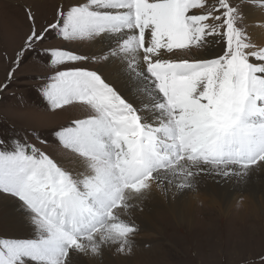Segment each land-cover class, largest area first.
Returning <instances> with one entry per match:
<instances>
[{"label": "snow or ice", "instance_id": "6c2138e0", "mask_svg": "<svg viewBox=\"0 0 264 264\" xmlns=\"http://www.w3.org/2000/svg\"><path fill=\"white\" fill-rule=\"evenodd\" d=\"M246 2L65 0L42 27L26 10L29 33L0 91L35 54L53 70L39 86L49 109L85 115L51 131L72 168L27 134L0 138V197L16 209L0 217V264H98L106 250L129 253L132 212L154 189L180 193L204 176L246 183L264 168V43L245 22Z\"/></svg>", "mask_w": 264, "mask_h": 264}, {"label": "rangeland", "instance_id": "374dc122", "mask_svg": "<svg viewBox=\"0 0 264 264\" xmlns=\"http://www.w3.org/2000/svg\"><path fill=\"white\" fill-rule=\"evenodd\" d=\"M63 2L65 0H0V84L7 82L16 52L29 33L30 25L26 10L31 8L37 17L38 26L42 27L53 19L57 6ZM254 5L259 6L257 0H247L242 7L246 10L247 7ZM245 22L248 24L247 19ZM249 31L252 34L251 28ZM253 38L258 37L253 36ZM47 44L66 46L81 54L89 53L88 50L86 51L89 49L86 45L64 44L52 38ZM199 51L203 54L207 49ZM174 55L190 58L192 53L176 50ZM80 66L95 67L91 63ZM52 71L50 65L45 60L38 59L35 54L22 62L9 86L0 91V138L7 139L16 134L21 136L27 134L30 142L44 148L65 167L72 168L75 166L74 157L57 145L51 136V131L68 125L73 119L83 118L85 111L80 106L78 110H74L76 106L57 111L49 109L47 102L40 95L39 86L47 82V77ZM32 130L39 132L42 139L48 140V144L41 145ZM204 180L203 177L200 180L203 186ZM193 195L194 198L198 197L195 199L198 203L190 210L189 216H192L190 226L181 227L183 221L175 217L171 220L170 216L164 221L166 224L161 235L137 226L136 239L143 243L141 246L156 249V246L164 242L167 247L173 246V249L175 245L177 246L176 256H181L185 252L182 258L178 256L179 259L169 258V264H259V259L264 256V211L259 210L256 204L249 203V206L245 205V207L246 198L242 196L236 198L229 207L222 208L219 202H213L200 187H196ZM4 199L5 197H0V201ZM6 200L8 201V198ZM249 201L252 202L251 199ZM261 204H264V196L261 198ZM158 210L168 213L164 208ZM166 257L165 252H160L154 256V260H162ZM108 264L156 263L150 258L147 261L142 259L131 263L125 261L119 263L109 259Z\"/></svg>", "mask_w": 264, "mask_h": 264}, {"label": "bare ground", "instance_id": "6f19581e", "mask_svg": "<svg viewBox=\"0 0 264 264\" xmlns=\"http://www.w3.org/2000/svg\"><path fill=\"white\" fill-rule=\"evenodd\" d=\"M245 12L248 24H251L250 28L253 30L252 35L258 37L254 38L255 41L257 43H264V29L260 27L261 24H264V9L258 5H254L247 7ZM87 50L88 52L90 51L89 49H86V51ZM74 110H78V106H76ZM263 171L264 168L254 171L251 178L246 183H239L235 180L226 181L220 179L219 177L204 176V186L199 182L198 187H200L203 191L205 190L206 195L208 194L209 198L213 202H219L222 208H226L225 206L229 207L234 203L236 198L238 199L242 196V198H246L244 206H249V203L252 205L256 204L259 210L263 212L264 204H261V198L264 196ZM195 189L196 187L191 190H184L180 193L172 192L168 195H164L158 189H154L149 198L143 201L140 208L135 209L132 212V216L137 226L144 227L147 230H152L158 235H161L166 224L164 221H167V217L169 216L170 219L175 217L182 220L183 223L181 224V227L190 226L192 220V216H189L190 210L194 209L195 205L198 203L195 200L198 197L196 196L194 198L193 195V191H195ZM249 199H251L252 202L249 201ZM1 205L2 208L0 209V217L6 218L16 210L15 201L11 198H8L7 201L5 197L4 200L0 201V206ZM210 205L213 206V204ZM160 208L166 209L168 213L158 210ZM169 225L172 226V224ZM140 229L144 230L143 228ZM10 234L19 237H27L29 235L27 231L13 230H10ZM137 237L138 235L136 234L134 237V246L131 252L118 254L114 249L106 250L102 262L108 264V260L111 259L119 263L123 261L131 263L136 260L141 261L142 259H145V261H147L152 258L156 264H167L169 262V258L173 257V259H179L178 257L182 258L185 254L184 252L181 256L177 255V257L175 255L177 253V246L175 245L173 249V246L167 247V244H163L164 242H162L163 246L160 243L159 246H156V249L143 248L141 246L143 243H140L139 240L136 239ZM173 251L175 252L174 254ZM160 252H165L167 257L162 260H154V256ZM179 261L181 263V260ZM102 262L98 264H102Z\"/></svg>", "mask_w": 264, "mask_h": 264}]
</instances>
